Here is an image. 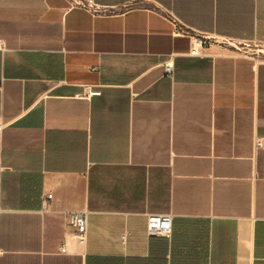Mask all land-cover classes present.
I'll use <instances>...</instances> for the list:
<instances>
[{
	"label": "crops",
	"instance_id": "crops-1",
	"mask_svg": "<svg viewBox=\"0 0 264 264\" xmlns=\"http://www.w3.org/2000/svg\"><path fill=\"white\" fill-rule=\"evenodd\" d=\"M91 1L0 0V264H264V0Z\"/></svg>",
	"mask_w": 264,
	"mask_h": 264
},
{
	"label": "built area",
	"instance_id": "built-area-1",
	"mask_svg": "<svg viewBox=\"0 0 264 264\" xmlns=\"http://www.w3.org/2000/svg\"><path fill=\"white\" fill-rule=\"evenodd\" d=\"M73 3L77 5H82L84 0H71ZM92 1L89 0L86 5L89 7L94 8V11H98L97 8L92 6ZM100 11V9H99ZM178 27L174 29V33H178ZM191 48H190V54H197L198 48L209 47L212 44H224L228 47H235L238 49L231 41H218L216 39H210L208 37H202L199 35H194L191 37ZM4 43L2 40H0V50H4ZM165 73H167L168 76H172L173 73V67L170 64V62H166L164 64ZM1 86V85H0ZM97 93V92H92ZM259 145V143H257ZM48 198H51L52 196L50 194L47 195ZM88 211H73L69 213L68 215V223L70 226L76 229V237L79 240L80 243L85 242L86 240V234H87V219H88ZM172 228V216L170 214H156L148 216L147 218V231L150 235H158V236H169Z\"/></svg>",
	"mask_w": 264,
	"mask_h": 264
},
{
	"label": "rangeland",
	"instance_id": "rangeland-1",
	"mask_svg": "<svg viewBox=\"0 0 264 264\" xmlns=\"http://www.w3.org/2000/svg\"><path fill=\"white\" fill-rule=\"evenodd\" d=\"M84 1H85V3H87L89 0H84ZM233 44H234V43H233ZM234 45H236L237 47H238V46H242V45H238L237 43L234 44ZM250 49H257V48L254 47V46H251ZM262 49L264 50V48H262Z\"/></svg>",
	"mask_w": 264,
	"mask_h": 264
}]
</instances>
